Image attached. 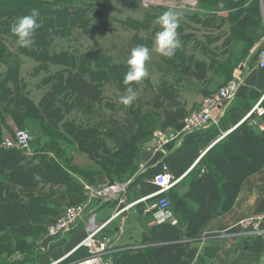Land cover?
I'll use <instances>...</instances> for the list:
<instances>
[{
    "label": "trees",
    "instance_id": "trees-1",
    "mask_svg": "<svg viewBox=\"0 0 264 264\" xmlns=\"http://www.w3.org/2000/svg\"><path fill=\"white\" fill-rule=\"evenodd\" d=\"M72 1H83V3L89 4L85 0ZM247 1L222 0L225 5L223 8L218 9L229 8L228 10H232L225 19L206 15L205 19L202 20L196 14L189 18L191 22L201 28L211 29L215 32H220L225 25H230V35L223 39L222 48L218 49L220 51L217 54L218 56L216 55L218 50L210 51L209 47L222 39L221 33L214 37H205V41L200 43L190 32L183 33V27L186 26L185 22L182 25L179 24L177 33L178 36L181 35L179 39L182 42L180 51L177 50L176 52L179 63H175L174 59L165 60V63H170L177 69L178 76L174 79L176 86L178 82L185 83L188 80H193L200 87L203 84H218L213 87L215 90L229 81L227 79L231 75L235 63L234 60L233 66H231L230 59H227L226 50L229 44L232 43L233 45V42L237 40V47L240 45L241 50L239 53H241L245 46H250L253 41H259L261 38L260 31L262 29L259 30L258 27L262 26L261 10L257 5V1L251 0V3L245 6ZM251 4L254 5V8L252 13H248L251 10L249 8ZM32 9L39 11L38 22L41 26L32 37L33 43L28 48H23V51L25 50L28 54L30 53L31 57H36L38 60L40 58L57 60L60 57L72 59L67 52L51 53L50 49L57 39L70 36V30H73L74 27L82 28V24L87 27V13L84 14L85 10L83 11V9L81 11L76 10L72 15L62 16L61 11L53 7L51 3H46L43 0H0V38L3 36L16 42V38L9 31L10 26L19 17L30 14ZM77 15H80L81 21H76ZM148 18L146 17L142 22L143 24L130 19L120 23L136 31L137 29H143L150 32V40H142L136 37L135 39L140 41V45L152 47L153 37L160 30V26L157 23L158 17L155 22L156 25H152V27L148 22ZM252 26L257 28L254 34L250 30ZM190 42L194 44L192 49L187 48ZM198 50L202 52L201 55L203 54L207 58V62H205L204 56L202 61L195 58V53L199 52ZM239 53L234 54L235 59H238L239 56L237 55ZM22 54L24 53L22 52ZM75 58L79 60V67H81L82 62L84 63L85 72L91 70L89 75L86 77L79 71L66 72L64 77H61L59 86L62 85L68 89L74 98L90 106H97L101 101V91L96 80L98 78L96 70L93 68L95 66L91 67L94 65L91 56L79 55ZM240 58H243V54ZM98 59H100V66L106 65L112 72L117 71L119 75L115 77H118V80H124L128 66L119 63H109L107 65L99 56H96L95 63ZM163 59L167 58L163 57ZM98 72L103 73L101 69ZM174 73L177 75L176 71ZM7 82V77L0 80V106L11 117L14 125L21 128L27 123L29 104L22 101L18 94H14V91L5 89ZM141 82L149 84L145 78ZM173 88L167 86L166 81H163L162 87L157 89L156 95L151 100L155 109H162V111L159 113L148 111L144 114L145 117H138L135 122V129H131L129 126H119L109 132L96 131L94 128L87 127L72 129L68 130V134L73 137L70 141H66L65 135L58 128L56 121L66 118L74 110L75 105L67 104L61 113L57 108V102L53 99V93L42 96L36 106L33 104L32 106H35L40 117H47L46 129L52 134L51 143H48L47 146L44 145L48 153L43 154L41 150L37 149L39 152L36 151L30 157L21 151L0 148V224H14V227L9 230L13 235L11 242L9 236L3 235L0 237V256L2 253L10 252L9 249L11 248L20 247V249H25V239H34L39 234H44V228L49 223L48 219H50V222L54 220L52 219V215H54L52 207L55 205L53 200L59 192V186L65 187L67 195L74 196L82 193V186L79 184L80 182L77 183L78 177L90 181L95 174H101L108 179L109 183L125 182L122 181L125 177H132V173L138 165L140 151L152 135L149 129L155 126V120H159V124L164 128H172L178 125L186 115L180 108L181 104L177 102L178 95ZM4 92H7V97H4ZM253 92L259 93L251 90L250 94ZM262 108L264 110V98ZM249 119L253 123L257 120V117L253 113ZM259 121L263 127L262 133H254L252 124L246 132L242 123L234 130L235 134L231 138L234 148L229 143L221 141L204 154L215 168L218 179L221 180L219 184H217L215 177L209 175V173L192 172L185 185V192L181 196L176 192V187L168 195L166 194L173 212L174 204L176 206L175 212L177 215L175 213L174 215L186 227L183 233H180L177 227L168 225L148 227L150 229L149 236L143 238L141 242L145 247L135 252L124 250L113 254V264H191L196 254L195 248L191 247L194 243L191 240L194 228H197L207 219L231 209L238 200L240 185L243 180L259 169L260 165L253 167V164L259 163L264 157V114L259 117ZM144 125H146L145 128ZM63 141L72 142L73 144H68L66 148H63L60 146V142ZM251 143L256 152L254 163H252V159L247 158L250 154ZM71 146L72 151L74 146L76 147V153L88 158L90 165L87 168L78 169L73 167L72 155L74 152L69 149ZM235 149L238 153H235ZM226 152L227 154H225ZM227 159L229 160L226 161ZM228 164L249 169L250 172L237 176ZM157 171H148L144 176L135 177L132 186L141 182L142 177H150ZM20 196L25 199H21ZM26 199L29 200L26 201ZM49 206H51L50 210L48 209ZM65 242V240H62L52 245L50 250H53L56 246L61 247ZM22 253L27 254L23 250ZM35 255L38 256L31 258L29 262L25 261L27 258H24L22 262L24 264H39V258L43 255L41 256L38 251ZM84 256H86V251L79 249L62 264H75L77 260ZM0 264L22 263L21 261L9 263L0 259Z\"/></svg>",
    "mask_w": 264,
    "mask_h": 264
},
{
    "label": "rangeland",
    "instance_id": "rangeland-1",
    "mask_svg": "<svg viewBox=\"0 0 264 264\" xmlns=\"http://www.w3.org/2000/svg\"><path fill=\"white\" fill-rule=\"evenodd\" d=\"M43 1L46 3H51L53 7H56L59 11L62 12V16L72 15L76 10L81 11V9H83V11L85 10L84 14L87 13V27H84V24H82V28L74 27L73 30H70V36H64V38L56 40L55 43H57V45L59 46L55 48V51L66 49L72 53L81 52L88 54L87 56H91V61H93L94 63V65H92L91 67L95 66L93 68L96 70V75L98 77L96 80L99 84V88L101 91V101L100 104L97 106H90L85 102L74 98L69 92V90L64 88L62 85L59 86L60 79H62L64 77V74L69 71H79L87 77L91 70H89V72H85L86 69L85 67H83V62L81 67H79V60H77L75 57L72 59L68 57H60L57 60L40 58L38 60L36 59V57H31L30 53L28 54L25 50L23 51V48L28 47H21L13 40H8L7 38L2 36L0 38V80H4V78L7 77L8 82L6 84L5 89H9L8 91L12 92L14 91V94H18L22 101L27 102V104H29V113L27 115L28 120L25 125H23L21 128H18L11 124L10 128L9 122L7 123V121H5L6 118H4L6 113L0 106V124L4 128L9 129L10 133L7 134L4 131L3 135H1L3 137L1 138L0 136V145L4 140L10 139V136L15 129H22L26 131L30 136L28 150L32 155L38 150H41L43 154L48 153L44 145L47 146L48 143H51L50 141L52 134L48 129H46L47 117H40L38 115L37 110L35 109V106H32L33 104L35 105L36 102H38L41 97L46 94L53 93V99L57 102V108L61 113L66 108L67 104L75 105L74 110L66 118H64L63 120L59 119L56 121L58 128L65 135L66 141H70L73 139V137L72 135L68 134V130L72 129H83L87 127L94 128V130H98L101 132H109L114 130L115 128H118L119 126H129L131 127V129H135V122L136 120H138V117H145L144 114L148 111H153L155 113H159L160 111H162V109L156 110L154 104L151 103V100L156 95L157 89L162 87L163 81H166L167 86H171L172 88L174 87L173 90L178 95L177 102L180 104L183 103L180 108L182 109L184 115L187 114L194 105H197L198 101L201 99L202 96H204L205 98L213 94L219 88L217 87L215 90L213 89V87L218 84H203L202 87H200L195 83L187 85L180 82H178L176 86L174 79L178 76L177 69L171 65H165V59H163L162 56L153 51L151 52L150 61H148L145 65L146 70L148 72V76L145 79L148 80L149 84H145L144 82L140 81L137 82L138 88H136L137 83H135V87L133 89L136 92V99L130 106H125L120 102V99L123 95L126 94L125 88L127 86L123 84V80H118V77H115L118 76L119 73L117 71H114L117 73L112 72L111 70H109L110 68H108L106 65L100 66V59L96 60L95 63V58L96 56L101 57V59H103L104 63L107 65L109 63L113 64L116 62L121 65L127 66V60L130 55L131 49L134 46H137L136 44L140 45V43L135 38H132L134 37L133 35L135 34V31L129 30L128 27L124 28L123 26H121L119 21L126 20L128 15L139 20H141V17H143L144 19H146V17H149L151 18V20H149L148 18V22L151 25L155 26L156 18L159 17L161 13H164L169 10L178 13L180 15V22L186 23V26L183 27V33H189V31L195 32L193 36L195 39L200 41V43L205 41V37H214L217 36V34L221 33L222 39L219 40L218 43L209 47L210 51H214V49L220 50L222 48L221 44L223 42V39L227 37L226 35H229L228 31L230 30V28L227 27L228 29L221 30L220 32H215L211 29L205 30L191 22L189 18H191L194 14L198 15L202 20L205 19L204 17L206 15H212V17H217V13H224L229 15L230 11H232L228 10L229 8L223 10L218 9L221 7L223 8V6L225 5V2L223 3L222 0H219L218 2L217 0H162L161 5L152 6L150 9H142V7L138 5V0H85L89 4H85L83 3V1L72 0ZM231 1L235 2L239 0ZM253 1H257V5H259V8H261V2L263 3V0ZM250 3L251 0H248L245 3V6L249 5ZM249 8L251 10L248 11V13H252L254 5L251 4ZM152 12L154 13V16L152 15ZM76 21H81L80 15H77ZM262 23V26H258L259 30L260 28L262 29V31H260L261 38L259 39V41L264 37V15L262 16ZM250 30L253 31L252 33L254 34L257 31V28L256 26H252ZM141 32L142 36L145 37L146 34L142 29ZM180 37L181 35L178 36V38ZM257 42L258 41L255 40L250 46H245L241 53H239V51L241 50V48L239 47L240 45L237 47L238 41H234L233 45L231 43L232 48H229L230 53L228 54L227 59H230L231 66H233L234 60L235 63L234 67L231 70V75L227 80L233 78L234 71L236 72L238 67L243 66V64H251L252 69H255V57L257 51L255 44ZM188 45L189 47L187 48H194L193 42H190ZM149 48L151 49L152 47ZM219 50L216 52V55L220 52ZM198 51L199 52L196 53L194 52L197 58L204 59L205 56L203 54L201 55L202 52L200 50ZM22 52L24 54H22ZM235 53H239V55H237L239 56L238 59L234 58ZM242 54L243 58H240ZM172 59L175 60V63H179L177 53H175ZM204 60H207V58L205 57ZM97 69H101L103 73L98 72L100 70ZM174 71H176L177 75H175ZM130 86H134V83H132ZM250 91L248 93V99L250 100L252 106L262 108V100L264 98V93L257 94L253 92L250 94ZM205 92L208 93L206 94ZM6 93L7 92H4V97H7L8 94ZM249 117L250 116H248V118L243 121L244 129L246 130V132L248 131L251 125L250 123H252ZM159 123L160 121L156 119L154 122L155 126L149 129L152 134L156 132H161L169 135L168 128L162 127ZM145 126L146 125H144L143 127L145 128ZM253 126L254 133H262L263 129H261L262 126L260 125L259 117L253 123ZM234 134L235 133L233 131L230 132L228 135H222V142L229 143V145L234 148L233 140L231 139ZM152 139L153 136L151 135V137L145 143L144 147L147 146L151 149H154L155 143L152 141ZM68 144L72 145L73 143L64 141L60 142V146H62L63 148H66V145ZM250 145V154L249 156H247V158L252 159L251 161L252 163H254L256 159V152L252 146V143ZM69 149L72 151V146ZM236 151L237 150L235 149V153H238ZM72 152H74L73 154H76V147L73 146ZM225 154H227V152ZM60 159L63 160V158L61 157ZM228 160L229 159H227L226 161ZM63 162L66 163L65 160H63ZM228 165L233 171H235V174L237 176L248 173V171L250 172L249 169L241 168L233 164ZM256 165H259V163L255 165L253 164V167H256ZM137 169L138 165L135 168V171L132 173V177H125L122 181H127L129 179L137 177L139 171ZM200 171L209 173V175L215 177L217 184L220 183L221 180L218 179V176L215 172L216 170L212 166L211 162L208 161L207 156H204V158H202V160L199 162V168L196 170V172L200 173ZM254 173L249 174V176ZM148 178L149 176L142 177L141 182H139L137 185L145 183V180ZM187 182L188 180L182 184V182L180 183L179 181V187L175 188V190H177V193L181 191L180 188L182 186L185 188ZM77 183H79V181ZM173 189L174 188H172V190ZM128 196L135 198L134 191H130ZM20 197L21 199H25L23 196ZM29 199H26V201H28ZM53 201L55 202V205L52 207V209L54 210V215H52V219H55L64 207L72 205L73 203H61L60 198L59 201H57L56 199H54ZM48 209L50 210L51 206H49ZM173 209L174 213L176 214L175 204ZM176 215L175 217L178 220V231H180V233H183L185 231L184 225L179 221V218ZM48 221L49 223L45 226L46 228L51 223L50 219H48ZM141 224H143L144 226H141ZM141 224L138 225V228L136 226L133 227L135 233L130 234L128 236L129 238H127L125 242H123L122 240L121 243L123 245H129L131 243H141L143 241V238L149 236L150 229L148 227H152V225H150L149 221H145L144 219ZM13 227L14 224L1 223L0 237H2L3 235L7 237L9 236V241L11 242L13 240V235L12 233H10L9 230ZM46 228H44L45 232ZM44 234H39V236L35 237L34 239H25V249H20V247L11 248L9 249L10 252L2 253L0 259L4 260L5 262L9 261L10 259H14V262L21 261V263L24 264L22 260L24 258H27V260L25 261L29 262L31 258L38 256L35 254H37V251L40 252L39 249H41V245L45 241V238L43 239ZM181 236H183V234H181ZM124 237L126 236L124 235ZM55 248H58V246H56ZM22 250L23 252L27 253L25 254L27 256L22 253ZM40 254L41 256H43L39 258V261H48L46 260L45 252L43 253V251L41 250ZM46 256H50V253Z\"/></svg>",
    "mask_w": 264,
    "mask_h": 264
},
{
    "label": "crops",
    "instance_id": "crops-1",
    "mask_svg": "<svg viewBox=\"0 0 264 264\" xmlns=\"http://www.w3.org/2000/svg\"><path fill=\"white\" fill-rule=\"evenodd\" d=\"M260 10L263 16L264 5L262 2ZM227 16L228 14H224L221 18L225 19L227 18ZM127 19L141 24H143L142 22L145 20L143 17H141V20H139L129 15L127 16L126 20ZM120 22L122 21H119V23ZM179 24L182 25L183 22H180ZM150 26L152 27L151 24ZM123 27L125 28V26ZM227 27L230 28V25H225L222 30L228 29ZM128 28L131 31H135V34L133 35L134 37L132 38L136 37L142 40L151 39L150 32H146V30L142 29L146 34V36L143 37L140 29H137L136 31L131 29L130 27ZM189 32L191 34L195 33L192 31ZM262 39L255 44L256 48L261 45ZM137 41L140 43L139 40ZM58 46L59 45L54 42L52 48L50 49V52H67L68 54H70L69 56L71 58H74L75 56L79 57V55H88L81 52L72 53L66 49L55 51V48ZM230 47L231 43L226 50L227 54L230 53ZM195 58L200 61L203 60L197 58V56ZM170 60H172V58ZM205 62H207V60H205ZM164 64L167 66H172V64L167 62ZM240 67H238L236 72L234 71L233 75H238V77L240 76V88L238 89L236 99L230 104L222 106V109H224L225 112L224 116L220 117L218 122L216 124H212L206 131L193 133L187 136L184 140V144L182 146H178L177 148H175V150H172V154L167 158L169 171L177 179V182H175L166 193L167 195L172 190V188L179 187V181L183 184L191 177L190 173L194 171V173H197L196 170L199 168L200 160L211 147L222 141V135H228L230 132H233L238 126L243 123L246 118H248V116L253 113L255 114L254 110L256 106L253 107L250 103V100L248 99V93L250 90L264 93V69L259 71L254 69L255 71H257L255 72L252 69L251 64H243V66ZM133 83L135 87L136 82ZM194 83L199 85L193 80H188V82H185L184 84L191 85ZM134 87L132 86V88ZM136 88H138V84H136ZM203 98L204 96L201 97L197 105H194L192 109L189 110V112L199 107ZM182 105L183 103H181V106ZM218 117V112L215 111L212 116L213 121L217 120ZM4 118H6L5 121H7V123L9 122L10 128L11 124L15 126L8 114H5ZM253 123L250 124L253 125ZM261 129H263V127ZM4 131L7 134L9 133V129L4 128L0 124V136L3 135ZM2 137L3 136H1V138ZM159 159L160 155H157L154 149L146 146L140 151L137 170H139L140 165H143L146 169H149L151 168V166H154ZM259 163V169L251 176L245 178L241 183L239 197L235 205L228 211L217 214L216 216H213L204 221L197 228H194L193 236L191 239L192 241H194V243L191 247L195 248L196 254L191 264H264V241L262 235L255 234L250 230L246 231L240 229L237 226L246 216H253L257 213L264 212V157ZM72 165L73 167L78 169H85L90 165V162L86 156L76 153L72 155ZM201 173H203V171H200L199 174ZM77 180L80 182L81 186L82 183H89L94 187H103L109 183L108 179L101 174H95L90 181H86L80 177H78ZM58 189L59 192L54 199L59 201L60 198L61 203H76L87 199L83 190V186L82 193L74 196L67 195L65 193V187L63 186H59ZM132 190L135 193V198L128 196L126 202L124 203L118 204L116 202H109L99 204L98 202L94 201L92 202L91 207L88 208V213H92L88 214V216L92 217L91 219L93 221L95 220L98 223L106 225V227L104 228L105 234L115 235L117 233V229L120 226H123V230L125 231L126 236L123 238V242H125V240L129 238L128 236L130 234L135 233L133 227L136 226L138 228V225L141 224V222L143 221V217L141 215L142 211L153 200L151 198L144 202H138L142 198L149 197L154 193V191L151 190L146 183L132 186L131 191ZM180 190L181 191L178 194L181 196L185 192V188L182 186ZM134 202H136V204H134L128 212H125L124 206ZM116 211L120 212V214L110 223L106 224V222ZM142 225L143 224H141V226ZM184 228L186 229L185 226ZM83 235L84 229L83 227H79L77 232L68 237L66 239V243H64L61 247L54 248V250H48L50 256H47L46 260L54 261L55 259L61 258L62 256H65L66 254L71 252L75 248L77 243L82 239ZM7 262L12 263L14 262V260H9ZM45 262L46 261H39V264H43Z\"/></svg>",
    "mask_w": 264,
    "mask_h": 264
},
{
    "label": "built area",
    "instance_id": "built-area-1",
    "mask_svg": "<svg viewBox=\"0 0 264 264\" xmlns=\"http://www.w3.org/2000/svg\"><path fill=\"white\" fill-rule=\"evenodd\" d=\"M139 6L142 9H150L152 6L161 5L162 0H138ZM191 1V0H188ZM218 17H222L224 13H217ZM256 51L255 70L264 69V37ZM240 76H234L223 86H220L213 94L205 97L199 107L188 112L180 121V123L172 128H168L169 135L161 132L153 133L152 141L155 143L154 151L160 155V159L154 166L146 169L143 165L139 166L137 177L146 175L148 171L158 170L152 176L145 180V183L151 190L154 191L149 197L142 198L140 201L153 199L146 208L142 211V217L145 221H149L152 226L168 225L177 227L178 220L174 212L170 208V203L165 194L171 186L177 182V179L170 173L167 164V158L172 154L178 146L184 144L187 136L193 133L206 131L212 124H216L220 117L224 116L222 106L233 102L237 97L238 89L240 88ZM218 112V119L213 121V113ZM254 112L257 116H262L264 110L255 107ZM30 136L22 129H15L9 140H4L0 148L4 150L21 151L27 156H32L29 149ZM134 178L125 182L108 183L103 187H94L89 183H82L83 190L87 199L73 203L64 207L59 215L47 226L43 236L45 241L41 245V250L45 252V257L49 253L52 244L60 241H66L68 237L75 234L79 227H83L84 235L77 243L75 248L54 261H46L43 264H62L75 251L83 249L86 251V256L80 258L75 264H113V254L120 251H133L142 249L145 245L141 243H131L123 245L121 242L125 235L123 226L117 229L115 235H106L104 233L105 224L93 221L89 217L88 208L92 202L99 204L116 202L118 204L126 202L128 194L131 191ZM137 202V201H136ZM136 202L125 205L124 211L128 212ZM120 212H114L106 224L116 218ZM240 229L250 230L255 234L262 235L264 241V212L257 213L253 216H246L237 225ZM13 261L14 259H10Z\"/></svg>",
    "mask_w": 264,
    "mask_h": 264
},
{
    "label": "clouds",
    "instance_id": "clouds-1",
    "mask_svg": "<svg viewBox=\"0 0 264 264\" xmlns=\"http://www.w3.org/2000/svg\"><path fill=\"white\" fill-rule=\"evenodd\" d=\"M39 11L32 9L30 14L23 15L10 26V33L16 38V43L21 47H28L33 43L32 37L41 26L38 22ZM157 23L160 30L153 37V46L150 49L145 45H137L131 49L127 60L128 70L124 76L123 84L126 94L120 99L125 106H130L136 99V92L130 86L133 82H140L148 76L146 63L151 59V52H155L164 58H172L177 50L182 47L178 38L177 28L180 23V15L174 11H166L158 17Z\"/></svg>",
    "mask_w": 264,
    "mask_h": 264
},
{
    "label": "water",
    "instance_id": "water-1",
    "mask_svg": "<svg viewBox=\"0 0 264 264\" xmlns=\"http://www.w3.org/2000/svg\"><path fill=\"white\" fill-rule=\"evenodd\" d=\"M241 68V67H240Z\"/></svg>",
    "mask_w": 264,
    "mask_h": 264
}]
</instances>
